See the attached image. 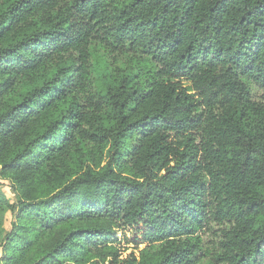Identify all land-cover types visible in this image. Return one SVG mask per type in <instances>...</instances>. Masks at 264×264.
I'll list each match as a JSON object with an SVG mask.
<instances>
[{
  "label": "trees",
  "instance_id": "16d2710c",
  "mask_svg": "<svg viewBox=\"0 0 264 264\" xmlns=\"http://www.w3.org/2000/svg\"><path fill=\"white\" fill-rule=\"evenodd\" d=\"M0 177L1 264H264V0H0Z\"/></svg>",
  "mask_w": 264,
  "mask_h": 264
},
{
  "label": "rangeland",
  "instance_id": "374dc122",
  "mask_svg": "<svg viewBox=\"0 0 264 264\" xmlns=\"http://www.w3.org/2000/svg\"><path fill=\"white\" fill-rule=\"evenodd\" d=\"M0 191L2 194H4L10 201L11 204H14L18 201V197L12 190L11 184L9 181L4 180L0 177ZM11 221H12V214L11 212H6L3 217V222H1L0 229L2 228L5 231H9L11 229ZM120 238H122V247H125L127 249V254L132 252H138L136 250L137 244H139L141 239L139 237H136L137 234H132V232L127 231L125 234H119ZM124 239H129V242H127ZM142 247V246H141ZM2 253L0 251V259H1ZM1 264V262H0Z\"/></svg>",
  "mask_w": 264,
  "mask_h": 264
}]
</instances>
